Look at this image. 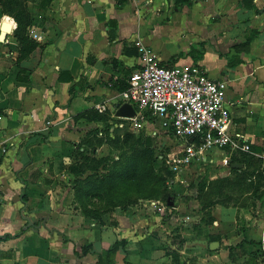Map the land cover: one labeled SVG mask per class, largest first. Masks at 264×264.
Listing matches in <instances>:
<instances>
[{
    "label": "crops",
    "instance_id": "1",
    "mask_svg": "<svg viewBox=\"0 0 264 264\" xmlns=\"http://www.w3.org/2000/svg\"><path fill=\"white\" fill-rule=\"evenodd\" d=\"M33 1L36 24L29 33L42 37L40 47L19 60L17 38L9 32L0 43V264H99V255L120 241L126 245L116 264H173L169 258L157 263L166 254L155 233L143 234L144 229L158 231V217L122 207L101 218L84 213L75 190L84 187L92 171H83L75 153L93 123L76 117L105 106L118 119L117 96L139 68L135 40L141 38L162 66L196 63L208 76L227 80L234 131L261 147L264 0H253L251 9L242 0H198L177 11L176 0ZM212 12L224 16L213 30ZM3 19L0 7V32ZM238 45L243 62L230 67L220 54H232ZM194 49L199 53L192 54ZM153 202L158 201H148L149 210ZM25 217L36 230L27 228ZM248 236L222 253V264H264L261 233ZM255 241L256 248H251ZM88 245L92 248L84 253ZM209 260L217 262L208 253L199 264Z\"/></svg>",
    "mask_w": 264,
    "mask_h": 264
},
{
    "label": "rangeland",
    "instance_id": "2",
    "mask_svg": "<svg viewBox=\"0 0 264 264\" xmlns=\"http://www.w3.org/2000/svg\"><path fill=\"white\" fill-rule=\"evenodd\" d=\"M194 1L198 2V0ZM18 3L20 8L30 14L29 31L33 23L36 24L35 18L31 14L34 1L18 0ZM219 13L221 12H212L211 14L209 22L212 30L218 27L216 24H223L224 16ZM9 19L11 22L12 18L9 17ZM231 24H233L232 21L229 22V26ZM233 28L235 27L233 26ZM214 33L217 35V32ZM82 121V123H93V126L86 130V133L84 132L85 136L80 143L92 141L91 145H97L98 141H104L102 145L97 146L96 156H92L94 153L88 154L91 159L117 160L129 153L131 142L125 141L126 133L132 134L134 139L153 137L155 140L154 150L157 160L155 169L167 177L165 185L173 197L174 205L171 206L173 209H168L167 201L162 198L152 199L158 201V206L163 207L162 212H159L155 206L152 210L148 209L147 205L148 201H151L150 199H140L136 202L137 199L132 198L125 208L128 209V212L141 215L151 213L160 219L161 225L157 232H153V230L146 232V229L143 232L145 236L149 235V237L155 233L153 238L157 240V244L161 245L162 251L166 254L164 256L161 253V258L155 254L158 257L157 263L169 258L167 261L173 264H181V259H184L182 264H199V258L210 253V259L215 257L216 264H222L224 251L229 250L231 245L234 246L240 242L243 236L247 238L250 237L248 234L258 235L259 232L261 233V242L264 244V163L261 159L254 155L255 160L247 158V162L233 164L232 167L240 168L243 171V174L237 175L230 169L234 158L232 157L229 165L225 166L222 160L226 153L215 152L208 155L212 159L211 162L194 161L181 170L173 171L168 163L170 159L168 154L174 151L179 152L181 145L173 137H168L167 132L163 131L159 124L156 126V131L159 134L153 136L150 132L151 125L135 128L131 122L123 121L124 126L120 127V123L112 117L102 123L85 119ZM111 124L116 127L118 125L121 131L109 134L106 129ZM107 138L115 140L111 139L106 142ZM261 139L260 142L264 140V137ZM261 148L264 152V142H262ZM234 156L242 158V155L239 154ZM167 172L170 173V176ZM160 229L162 233L159 231ZM213 242H218L220 245L216 250L211 251L210 244ZM257 244L256 242L251 248H256ZM222 249H224L223 252L218 253ZM261 251L264 252L263 249ZM237 260L239 259L235 258L233 262L236 263ZM203 264H211V260Z\"/></svg>",
    "mask_w": 264,
    "mask_h": 264
},
{
    "label": "built area",
    "instance_id": "3",
    "mask_svg": "<svg viewBox=\"0 0 264 264\" xmlns=\"http://www.w3.org/2000/svg\"><path fill=\"white\" fill-rule=\"evenodd\" d=\"M32 38L42 39L40 35ZM135 46L139 68L132 72L127 89L117 100L120 105H132L136 116L118 119L131 122L135 128L151 125L153 136L159 134L156 131L159 124L168 137L176 139L180 151L168 154L173 171L194 161L211 162L208 155L215 152L226 153L222 160L225 166L240 153L253 154L264 163V152L254 153L249 139L233 129L227 105V80L212 78L202 66L193 63L162 66L153 49L141 38L135 40ZM97 107L106 111L105 106ZM123 126L121 122L120 127ZM152 205L162 212L158 202Z\"/></svg>",
    "mask_w": 264,
    "mask_h": 264
},
{
    "label": "trees",
    "instance_id": "4",
    "mask_svg": "<svg viewBox=\"0 0 264 264\" xmlns=\"http://www.w3.org/2000/svg\"><path fill=\"white\" fill-rule=\"evenodd\" d=\"M193 3L194 0H176L174 10H180L184 6ZM243 5L249 9L255 8L253 0H243ZM0 7L4 16L3 22L9 25L10 34L21 43L22 47L19 60L28 59L30 55L40 47V43L33 39L28 31L30 14L19 7L18 0H0ZM9 17L12 18L11 22ZM114 36L115 31H112L110 38ZM240 47L241 45L234 46L232 48L234 53L232 54H220V56L227 58L228 66L237 67L242 64L243 60L239 57ZM195 52L197 53L198 51L195 50L192 54ZM201 54H203L202 51ZM196 61L197 60H195V62ZM116 62L117 61L113 60V63ZM127 87L128 85L124 83V88L122 90L127 89ZM111 117L112 115L110 112L100 113L98 110L92 109L77 116L76 120L85 119L91 122L102 123L108 121ZM115 120L119 123L122 122L120 119ZM106 131L110 134L112 132H119L121 129H119L118 125L116 127L111 124L108 125ZM125 137L126 142H131L130 151L127 153L128 155L125 154L117 158V160L106 158L103 159V162L102 160H95L89 157L91 153L97 151V146L102 145L104 141H98L99 143L97 142V145H91L92 141L82 142L79 147L84 148V150L81 151V148H79L75 153V160L81 167H84L83 171H85V169L92 171V174L87 177L84 187L80 186L76 189L75 194L76 199L79 202H83L81 207L84 213L93 215V218H101L100 216L102 213L114 210L118 207L125 208L132 201V198L137 199L136 202L140 199L156 200L162 198L164 201H167L168 209H173V207L169 206V200L172 201L173 197L171 193L167 191V186L165 185L167 177L155 169L157 160L154 150L155 140L153 137L134 139L135 137L129 133H126ZM113 138H107L105 141L107 142L111 139L113 141L118 137L115 139ZM251 148L254 153L260 154L262 152V148L257 145H252ZM239 155H242V158L239 159L233 156L234 159L232 158L233 161L230 166V169L237 175L243 174V171L240 168L232 167L233 164L243 161L247 162V158L249 160H255L253 154L240 153ZM109 163L112 164L108 165ZM168 174L170 176V173ZM132 193L134 194L133 197ZM95 198L98 199V202H92ZM85 200H90V203H84L86 202ZM26 202L24 198V203ZM125 245L126 241L116 242L109 250L99 255L98 263L116 264L117 254L121 249H124ZM91 248V245L86 246V248L83 247V252L88 253ZM231 255L230 253V256Z\"/></svg>",
    "mask_w": 264,
    "mask_h": 264
},
{
    "label": "water",
    "instance_id": "5",
    "mask_svg": "<svg viewBox=\"0 0 264 264\" xmlns=\"http://www.w3.org/2000/svg\"><path fill=\"white\" fill-rule=\"evenodd\" d=\"M6 24V23H5ZM8 28H3L0 32V43H4L6 41V38L8 37V33L10 32L9 25L6 24ZM116 113L115 116L117 118H133L136 116V111L134 107L128 103L120 105L119 103L116 104ZM174 202L169 200V206H173ZM25 219L28 222L27 228H33L36 230V226L34 225L33 221L31 220L30 217H25ZM218 242H213L211 244V249L214 251L219 247Z\"/></svg>",
    "mask_w": 264,
    "mask_h": 264
},
{
    "label": "snow or ice",
    "instance_id": "6",
    "mask_svg": "<svg viewBox=\"0 0 264 264\" xmlns=\"http://www.w3.org/2000/svg\"><path fill=\"white\" fill-rule=\"evenodd\" d=\"M4 27L7 28V25H5Z\"/></svg>",
    "mask_w": 264,
    "mask_h": 264
}]
</instances>
